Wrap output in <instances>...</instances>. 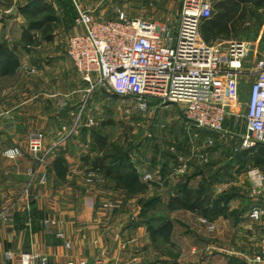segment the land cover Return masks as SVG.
<instances>
[{
    "label": "crops",
    "instance_id": "0c3cea01",
    "mask_svg": "<svg viewBox=\"0 0 264 264\" xmlns=\"http://www.w3.org/2000/svg\"><path fill=\"white\" fill-rule=\"evenodd\" d=\"M34 1L7 0L5 6L8 5L6 10L11 16L0 20V43L16 45L20 58L14 73L0 75V212L9 210L13 214L9 221L0 219V264H22L23 253L37 255L35 264H41L43 259L47 264H82L83 261L86 264H256L252 258L264 239V217L252 219L249 211L254 204H263L264 196H252L251 192L247 194L243 190L234 192L236 184L222 179L211 185L210 207L215 210L208 213V217L215 231L202 224L197 213L184 208L189 213H184L183 219L175 216L179 219L176 221L171 213L154 216L122 209L107 213L100 206L107 196L103 190L77 192L82 186L79 175L88 173L92 168L91 160L102 156L93 146L75 140L73 137L77 135L69 138L67 133V129L75 125L80 92L90 85L68 58L65 46L69 36L82 32L83 27L72 21L55 0H43L58 16V26L50 40L37 34L36 43L27 44L22 35L28 20L22 10ZM12 17H17L19 22V35L15 39L5 34L6 22ZM255 61L253 52L245 71L230 81L229 91L237 96V102L229 107L226 117L232 127L241 128L237 118L242 107L246 113L251 89V80L247 77L254 78L251 69ZM23 66L34 67L36 72L26 75ZM77 76L82 81L77 80ZM33 131L46 134L47 147L63 136L61 140L72 139L60 149L55 147L48 161L41 164L28 147V136ZM217 133L211 138L222 134ZM14 147H18L21 154L10 158L5 151ZM58 156L66 160L65 178H59L54 167ZM135 167L142 179L145 174L139 166ZM222 167L217 161L199 167L189 175V187L199 188L210 173ZM30 171L37 172L38 178L30 198L22 197L30 181ZM44 172L48 178L42 184L39 179ZM163 172L167 175H159V179L148 183L167 187V193L164 191L161 195L170 205L171 198L178 195V184L188 176L176 179L178 176L175 177L171 167ZM74 174L76 180L72 184H62ZM200 176L202 179L197 182ZM221 197L223 200L216 207L214 202ZM192 215L196 217L195 225L186 220ZM163 220L174 224L169 239L162 235L153 237L149 231V222L158 225ZM59 232H63L65 238L59 237ZM67 240L71 247L66 246ZM8 251L13 253L12 260L6 259Z\"/></svg>",
    "mask_w": 264,
    "mask_h": 264
},
{
    "label": "built area",
    "instance_id": "2783aa9c",
    "mask_svg": "<svg viewBox=\"0 0 264 264\" xmlns=\"http://www.w3.org/2000/svg\"><path fill=\"white\" fill-rule=\"evenodd\" d=\"M76 7L75 23L81 25L83 31L69 36L66 54L83 79L90 83L89 90L101 85L114 95L133 98L142 110L150 109L154 103L179 104L190 125L215 132L225 131L228 109L237 102V96L229 91L230 81L245 71L255 49L253 42L248 40L211 44L201 37V23L213 14L212 0H183L176 31L143 17L129 18L124 12L119 13L116 20L102 21L78 4ZM251 70L254 78L247 77L251 80V89L245 113L243 148L264 143V39ZM45 138L44 132L35 131L28 139L29 150L41 164L46 163L55 150V143L45 145ZM5 154L15 158L21 150L14 147ZM94 172L87 173L89 181ZM29 176L31 180L22 197L30 198L38 178L35 171H30ZM47 178V172H44L39 182L45 184ZM142 179L148 182L152 177L146 174ZM251 195L264 196V177L253 187ZM105 208L111 212L114 206L105 203ZM249 216L256 220L264 217V203L254 204ZM12 218L9 210L0 212V219L9 221ZM203 221L208 222L205 218ZM46 222L50 224V220ZM209 227L214 230L215 225L211 223ZM58 236L65 238L63 232ZM66 246L71 247L69 240ZM5 256L8 260L13 259L11 251ZM36 258L38 256L32 253H23L22 264H35ZM252 261L264 264V239ZM41 264H47L46 260L43 259Z\"/></svg>",
    "mask_w": 264,
    "mask_h": 264
},
{
    "label": "rangeland",
    "instance_id": "374dc122",
    "mask_svg": "<svg viewBox=\"0 0 264 264\" xmlns=\"http://www.w3.org/2000/svg\"><path fill=\"white\" fill-rule=\"evenodd\" d=\"M6 1L0 0V20L7 18L9 15L11 16V12L6 10L8 7V5L5 6ZM72 1L75 5L78 4L82 9L89 11L98 20H116L119 18V13L124 12L129 18L143 17L150 21L166 24L174 31L178 29L180 24L183 5V0ZM218 1L212 0V15L217 13L216 3ZM15 18L17 17L9 18L5 27V34H9L12 39L19 35V22ZM234 22L236 28H233L229 37L216 39L211 44H226L227 41L235 39L248 40L253 42L254 54L258 50H262L264 6L259 7L255 3L241 5L234 17ZM201 37L204 39L202 34ZM65 46L67 48V45ZM26 67L23 66V72L26 75L27 73L36 72L34 67L30 69H26ZM79 79L81 80L77 76V80ZM86 86H88V89L80 92L79 100L81 99V102L77 105L74 117L75 125L70 126L67 129L68 132H66L69 133V138L74 134V136L77 135L73 138L75 140L79 139L81 143L87 146H95V144L100 146L105 143L106 147L105 151L102 152V157L108 155L105 160L108 166L115 167L120 159L124 161L123 164H127L130 156L133 165L139 166L143 171V175L150 174L152 179H159V175H167L163 171L166 172L167 168L171 167L175 177L178 176L176 179H178L192 175V173L198 171L199 167H205L207 163L217 161L224 168L228 167L229 172L227 174L225 170L223 180L236 184V186H233L232 191L243 190L247 194L263 180L264 152L262 153L261 150L264 147L260 145V147L256 145L251 147L249 161L240 162L238 155L236 156L243 149H248L242 147V137L246 129L245 107H242V112H239L241 115L238 118L236 117L239 119L241 128L236 125L232 127L229 120H227L225 131L219 134L218 137L213 135V138H211L213 133H218L190 125L184 117L182 106L179 104L159 105L154 103L150 109L142 110L131 97L114 95L109 89L101 85L92 90H89L90 85ZM66 132H62V135H65ZM77 132H80V134H77ZM63 137L58 138V141L55 140L57 149L64 146L67 140L72 139L67 137L61 140ZM90 170L94 171V168L92 167ZM87 175L85 172L79 175L82 186L77 192H81V190L100 192V190H103L107 196L103 198L104 200H102L100 206L107 213H117L119 209L126 210L129 213H149L154 216L171 213L179 219L185 218L184 213H189L183 210L182 207L169 205L167 199H165L166 197L164 198L161 195L168 189L165 186L161 188L160 185H150L151 183H149V187L143 191L128 193L126 190L116 189V180L100 171L94 172L91 181L88 180ZM75 176L74 174L71 180H66L62 184L66 185L68 182L72 184L76 180ZM196 179L198 182L202 177ZM181 181H184V178ZM159 194L161 197H159ZM153 198H156V200L148 204V201ZM105 203L113 204L114 208L111 212L105 208ZM195 215L199 216V221L207 226L210 231H215V229L212 230L209 227L212 222L210 217H205L201 213ZM204 218L208 222H204ZM176 219L175 217V221ZM186 220L191 222L192 225L196 223L194 215L187 217ZM177 225L179 230L180 225L178 222Z\"/></svg>",
    "mask_w": 264,
    "mask_h": 264
},
{
    "label": "trees",
    "instance_id": "16d2710c",
    "mask_svg": "<svg viewBox=\"0 0 264 264\" xmlns=\"http://www.w3.org/2000/svg\"><path fill=\"white\" fill-rule=\"evenodd\" d=\"M61 9L65 10L66 15L75 21L78 11L77 7L72 0H55ZM255 3L256 6H264V0H219L216 3L217 13L212 17L204 20L201 23L200 31L204 39L212 43L219 38H227L231 35L233 28H236L234 17L241 5ZM22 13L28 18V23L23 29V40L27 44L32 45L36 43V35L40 34L47 40H50L53 36L54 30L58 26L59 18L54 15L52 7L48 3H44L43 0H36L23 8ZM235 23V24H234ZM20 65V58L17 53V46H8L6 43H0V75L12 74ZM264 147L263 142H258L256 146ZM259 146V147H260ZM106 144L102 143L100 146H93L94 149L101 152L105 151ZM250 148L243 149L240 153L236 154L239 157L240 162L249 161L251 153ZM262 153L264 149L261 150ZM105 156V157H104ZM95 157L91 160L92 167L95 171H100L108 177L115 179V188L126 190L128 193H137L143 191L149 187L148 182L142 181L138 170L130 160L127 164H123V160L110 167L106 163L108 155ZM57 176L59 178H65L67 174L66 160L62 156H58L54 163ZM228 174V167L219 168L217 171L210 173L206 178L204 184L199 188H190L188 183L190 177L188 176L185 181H181L178 184L177 196L172 197L170 200V206L177 205L192 212H197L208 217V213H213L215 208L210 207L211 202V185L217 180H222L224 172ZM235 195V194H234ZM156 198L148 201V204L154 202ZM220 200L223 197L215 200L216 207L219 205ZM149 222V221H148ZM174 224L171 220H163L158 225L149 222V231L156 237L162 235L165 239H169L172 234Z\"/></svg>",
    "mask_w": 264,
    "mask_h": 264
},
{
    "label": "clouds",
    "instance_id": "9594fccd",
    "mask_svg": "<svg viewBox=\"0 0 264 264\" xmlns=\"http://www.w3.org/2000/svg\"><path fill=\"white\" fill-rule=\"evenodd\" d=\"M253 175H254V173H253Z\"/></svg>",
    "mask_w": 264,
    "mask_h": 264
}]
</instances>
